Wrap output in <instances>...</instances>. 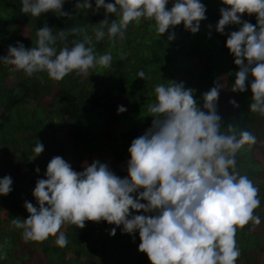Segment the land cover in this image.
<instances>
[{"label":"clouds","instance_id":"9594fccd","mask_svg":"<svg viewBox=\"0 0 264 264\" xmlns=\"http://www.w3.org/2000/svg\"><path fill=\"white\" fill-rule=\"evenodd\" d=\"M95 0L97 10L103 8L106 18L94 29L97 41L105 35L109 40L123 39L129 23L151 20L159 35L183 23L186 30L198 32L206 18V7L200 0ZM216 31L240 24L225 43L238 67L232 86L234 92H244L249 76L251 92L249 111L264 115V0H221ZM65 0H21V12L32 17L62 11ZM91 0H78L76 9H89ZM117 15L109 21L107 15ZM242 15H255L257 23H241ZM79 28L60 30L53 35L48 26L36 31L34 47L22 44L9 46L0 63L12 65L31 77L46 73L60 81L70 73H87L89 69L108 68L112 55L97 57L86 44L91 38L73 41L72 46L57 50V40L77 35ZM171 39V37H169ZM145 78L143 71L137 73ZM43 82V81H42ZM155 101L148 106L152 125L134 139L128 148V176H115L106 164L94 161L82 172L57 156L50 160L46 178L38 180L33 197L38 206L26 202L28 218H14L11 223L22 229V238L42 242L56 236V245L68 243L59 234L64 224L82 229L85 222L122 226L125 233L138 232V251L144 253L149 264H235L240 252L236 247V231L250 222L258 225L254 215L259 207L258 189L245 175L235 171V155L245 145L255 143L248 131H241L239 139L229 131H222L220 117L215 110L219 90L213 87L202 97L203 110L197 106L192 89L168 82L155 86ZM118 113L126 111L119 106ZM44 150L42 143L34 147V157ZM38 171V169H37ZM12 180L0 179V196L11 191ZM138 196L132 194L138 192ZM144 201L145 203H141ZM130 211L155 213L135 215ZM109 235H115V228Z\"/></svg>","mask_w":264,"mask_h":264},{"label":"trees","instance_id":"16d2710c","mask_svg":"<svg viewBox=\"0 0 264 264\" xmlns=\"http://www.w3.org/2000/svg\"><path fill=\"white\" fill-rule=\"evenodd\" d=\"M77 2L65 0L62 11L69 14L67 17L48 12L36 18L21 12V0H0V57L7 56L9 46L34 47L36 31L45 25L53 29V35L73 27L82 29L66 40H57L58 51L87 36L91 42L86 46L93 48L97 57L112 55L108 68L97 66L81 75L73 72L60 81L49 79L46 73L29 77L0 63V179L8 176L12 180V191L0 196V264H149L147 256L138 251V234L128 235L131 249L117 248L124 239L109 235L114 225L104 221H86L82 229L64 224L58 235L67 238L65 247L56 245V236L26 242L23 230L11 221L28 218L26 202L38 206L32 193L37 181L46 178L47 165L54 157L64 160L70 156L77 162L73 168L77 173L82 162L93 159L111 165L115 176L126 179L132 141L122 142L151 127L148 106L155 101V86L168 82L192 89L202 110L203 95L217 87L215 110L221 130H231L229 134L237 139L241 131L255 137V143L245 144L236 153L235 171L247 176L258 189L260 204L254 215L260 217V223L250 222L237 229L240 255L235 264H264V140L255 135L258 132L264 137V115L249 111L251 76L244 92L232 91L239 69L225 47L228 35L241 25L230 24L218 33L216 25L225 5L221 0H200L206 7V18L195 34L181 23L159 35L153 21L141 19L129 23L123 39L113 41L105 35L97 41L94 29L106 18L105 10H97L95 0L89 9H76ZM109 2L114 0H105ZM173 3L169 0L166 7L170 9ZM107 19L118 16L107 15ZM245 21L257 23L255 15H242L241 23ZM141 71L144 79L137 75ZM11 77L14 86L6 87ZM119 106L126 111L118 113ZM62 132L65 141L59 139ZM38 142L44 150L34 157ZM139 191L132 195L138 196ZM154 214L130 211L129 218Z\"/></svg>","mask_w":264,"mask_h":264},{"label":"rangeland","instance_id":"374dc122","mask_svg":"<svg viewBox=\"0 0 264 264\" xmlns=\"http://www.w3.org/2000/svg\"><path fill=\"white\" fill-rule=\"evenodd\" d=\"M14 83H15V81L11 77V78L6 80V87H12V86H14ZM141 135H143L142 132H136V133L132 134L130 137H128L126 139L124 138L122 144L125 145L128 142H130V140L133 141L134 139L138 138ZM255 135L258 136L261 140H264V137L262 135H259L258 132H255ZM59 139L62 140V141H65V136H64L63 132H62V134L59 135ZM129 159H130V157L128 158V160ZM64 161H66L71 166L72 169L75 168L76 165H77V162L74 161L70 156L65 157ZM92 163H93V159H88V160L82 162L81 165H80L81 172L84 170V166L85 165L90 166ZM108 169L111 172H113V167L111 165L108 166ZM113 228H115V235H112V236L116 237V238H123L124 239L121 245H117V248H119L120 246H123L122 248L124 250H127L129 248L131 249V247H129L130 243H129V236H128L130 234L123 232L122 226L117 227L116 225H114ZM119 230H121V231H119ZM132 234H138V232H135V233H132ZM113 237H111V238H113Z\"/></svg>","mask_w":264,"mask_h":264}]
</instances>
